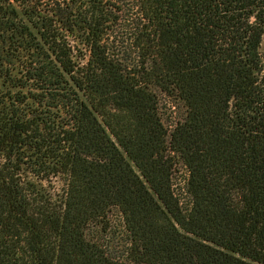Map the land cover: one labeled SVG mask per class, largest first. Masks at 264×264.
Segmentation results:
<instances>
[{"label": "trees", "instance_id": "obj_1", "mask_svg": "<svg viewBox=\"0 0 264 264\" xmlns=\"http://www.w3.org/2000/svg\"><path fill=\"white\" fill-rule=\"evenodd\" d=\"M0 264H264V0H0Z\"/></svg>", "mask_w": 264, "mask_h": 264}, {"label": "rangeland", "instance_id": "obj_2", "mask_svg": "<svg viewBox=\"0 0 264 264\" xmlns=\"http://www.w3.org/2000/svg\"><path fill=\"white\" fill-rule=\"evenodd\" d=\"M165 110V109H164ZM165 112V114H164V117H167V121H170V119H172L171 117H170V115H169V111H164ZM182 175V171H181V169H179V171H178V168H177V172L175 173V176L178 178V179H181V176Z\"/></svg>", "mask_w": 264, "mask_h": 264}]
</instances>
